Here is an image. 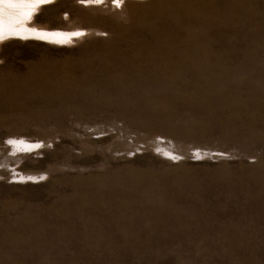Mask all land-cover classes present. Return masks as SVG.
<instances>
[{"label": "rangeland", "instance_id": "rangeland-1", "mask_svg": "<svg viewBox=\"0 0 264 264\" xmlns=\"http://www.w3.org/2000/svg\"><path fill=\"white\" fill-rule=\"evenodd\" d=\"M10 1L0 264H264V0Z\"/></svg>", "mask_w": 264, "mask_h": 264}, {"label": "bare ground", "instance_id": "bare-ground-1", "mask_svg": "<svg viewBox=\"0 0 264 264\" xmlns=\"http://www.w3.org/2000/svg\"><path fill=\"white\" fill-rule=\"evenodd\" d=\"M22 1V0H21ZM34 1L35 0H33V2L31 3V4H34ZM6 2V3H5ZM7 2H9V3H13L14 4V6L15 7H19V4H20V2L19 1H15V2H11L10 0H0V3L2 4V3H4V5H7ZM41 1H39V3H40ZM34 6V5H33ZM37 6V5H36ZM31 10V9H30ZM8 11L7 10H4V9H2V11L0 10V14H6ZM2 14V15H3ZM15 18H17V17H15ZM3 19V18H2ZM21 19V18H20ZM11 20V19H10ZM12 21H13V19H12ZM1 22V21H0ZM2 22H3V20H2ZM13 22H17L16 20L15 21H13ZM9 23H11V21L9 22ZM7 24H8V22H7ZM5 26H6V24H5ZM8 26H9V24H8ZM7 26V27H8ZM4 27V26H3ZM2 28V25H0V29ZM9 28V27H8ZM19 28V27H18ZM10 29V28H9ZM8 30V29H7ZM25 30V29H24ZM13 31V30H12ZM17 31V30H16ZM8 32H10V31H8ZM1 33V32H0ZM22 33V32H21ZM25 33H27V32H25L24 31V34ZM14 34V33H13ZM17 34V33H16ZM20 34V32L18 33V35ZM23 34V33H22ZM8 35H9V33H8ZM3 36H6V35H3ZM23 36V35H22ZM40 36V35H39ZM4 38V37H3ZM1 39V38H0Z\"/></svg>", "mask_w": 264, "mask_h": 264}]
</instances>
